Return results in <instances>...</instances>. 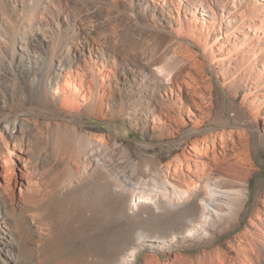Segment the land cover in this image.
Returning <instances> with one entry per match:
<instances>
[{
    "label": "rangeland",
    "instance_id": "1",
    "mask_svg": "<svg viewBox=\"0 0 264 264\" xmlns=\"http://www.w3.org/2000/svg\"><path fill=\"white\" fill-rule=\"evenodd\" d=\"M180 21L207 44L187 67L204 113L135 57ZM17 115L29 177L0 186V264H264V0H0V118ZM197 176L236 192L204 213Z\"/></svg>",
    "mask_w": 264,
    "mask_h": 264
},
{
    "label": "bare ground",
    "instance_id": "2",
    "mask_svg": "<svg viewBox=\"0 0 264 264\" xmlns=\"http://www.w3.org/2000/svg\"><path fill=\"white\" fill-rule=\"evenodd\" d=\"M209 23L210 22L207 19L203 22L202 30L204 34L210 31ZM179 24L180 26L177 28L176 32H165L157 27L154 28V30H151L153 34V42L146 44L141 51H138L135 54V57L138 58L142 64H144L145 69L153 72L157 79L161 81V84L163 83V85H166L170 90L174 91L175 83H177L180 90L187 88L193 97V107L195 106L202 113H204V105L202 103L200 104V101L196 100V97H200L197 83H195L197 80L193 75L191 76V72L188 71L187 67L190 68L188 63H191L192 61L195 62L196 55L193 45L200 44L203 52L205 53L207 52V44L206 42H203L202 36L196 35L193 30H191L192 34L189 33L190 36L185 37L186 39L181 37L180 34L184 32L185 24L183 21H180ZM212 30L214 29L212 28ZM89 32H91V30H89ZM183 39H185L186 42H184ZM170 49H172L175 54H173L174 58L171 61L168 60L163 63V56L166 54V51ZM177 56H181L184 59L179 68H176L175 65L177 62L176 58H178ZM56 92H58V90ZM58 101V97L54 94H50L48 91H45L40 99V103L42 105L58 103ZM98 101L99 95L97 93L86 105L87 109L91 112H95L99 108ZM163 107L167 110L165 115L169 120H178V117L176 114L173 115V112H181L182 108L178 109L175 104L163 105ZM189 108L191 109V107ZM0 126L4 130L3 133H0V174L4 179V182L0 184V186L7 193L9 189H11L13 180L16 178L19 180L21 195H23L24 192H22V186L24 185V181H27L29 177V156L24 148V121L21 119L20 115H17L14 119L6 117L0 118ZM216 136L220 138L223 146H230V143L226 141V137L229 136L226 131L217 133ZM240 141L243 143L246 142L242 137V134H239L238 137L231 139L233 144H237ZM198 144L199 148L206 153L209 148L208 141L207 143H204L202 140H198ZM225 152L226 149L224 148L223 153ZM191 183L192 186L185 189V192L192 193L194 188L203 189L204 193L201 196V203L204 213H206L207 209L216 203L219 194H230L231 192H236L232 186L222 183H212L210 180L200 176H197ZM238 194H240V192ZM237 198L239 197H235L232 200ZM142 200V195L138 192L135 195V201L138 203ZM204 213L200 219V224L202 226L206 223L208 217V215H205ZM187 235H191V233H188Z\"/></svg>",
    "mask_w": 264,
    "mask_h": 264
}]
</instances>
